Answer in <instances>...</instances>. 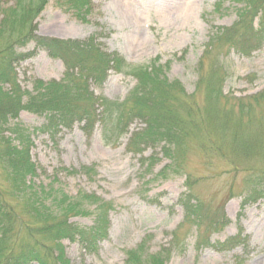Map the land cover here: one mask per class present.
<instances>
[{"label":"rangeland","instance_id":"1","mask_svg":"<svg viewBox=\"0 0 264 264\" xmlns=\"http://www.w3.org/2000/svg\"><path fill=\"white\" fill-rule=\"evenodd\" d=\"M13 2L0 0V18ZM258 8L249 0H85L81 8L47 0L31 18L39 35L62 39L94 35L107 53L117 52L131 66L164 65L162 77L169 82L179 80L188 94L195 91L201 75L216 72L224 78V94L248 97L264 89V44L243 55L219 36L222 29L238 21L239 13L251 16ZM19 50H34L16 66L23 93L31 91L36 80H59L67 71L62 60L35 48L33 41ZM135 85L132 74L116 69L109 70L98 84L89 81L95 95L116 101H124ZM195 99L206 109L209 136L199 133L203 142L188 143L181 167L160 146H146L138 152L127 149L130 133L145 125L139 118L129 123L127 133L111 142L103 140L98 124L89 135L75 122L51 136L41 128L45 115L25 109L5 125L9 128L18 121L31 133L29 154L37 173L31 182L35 186L60 189L71 197L93 194L114 205L108 213L107 237L96 253L77 242L60 241L70 264H124L126 252L141 245L143 257L161 253L163 264H264V199L245 202L259 181L247 185L246 162L230 164L210 144L221 143V149L231 153L233 145L239 144L232 132L245 144L252 137L263 138L262 146L252 144L242 157L263 167L264 107L249 106L248 99L245 107L233 102L227 123L225 115L211 114L206 107L211 104L203 94L197 93ZM220 121L225 125L219 126ZM3 136L17 142L11 130L4 128ZM188 177L193 179L192 195L207 212H223L221 224L206 228L184 221V208L178 200L187 192ZM69 221L88 227L95 216L77 215ZM176 231L178 238L174 239ZM232 237H237L238 244L232 240L226 244L230 248L219 247ZM204 239L208 244H202Z\"/></svg>","mask_w":264,"mask_h":264},{"label":"trees","instance_id":"2","mask_svg":"<svg viewBox=\"0 0 264 264\" xmlns=\"http://www.w3.org/2000/svg\"><path fill=\"white\" fill-rule=\"evenodd\" d=\"M61 1L78 8L85 2ZM249 1L259 6L258 11L255 9L257 12L253 15L250 13L251 16L239 13L238 21L222 29L219 36L230 48L243 55H249L251 50L264 44V0ZM46 2L14 0L2 11L0 18V264H29L33 261L38 264H70L60 242L62 239L77 242L84 250L96 253L99 243L107 237L108 213L114 208L111 202H105L93 194L82 193L71 197L60 189H46L31 182L37 175L29 154L33 145L31 133L18 121L9 128L5 127L10 119L17 118L21 109L44 114L46 121L41 128L51 136L58 128L69 129L75 122L80 123L83 132L89 135L98 124L103 140L107 142H111L112 138L118 140L127 133L129 123L139 118L145 125L130 133L127 149L138 152L146 146H160L164 152H172L167 156L181 167L188 143L195 139L203 142L199 133L209 136L206 131L209 127L206 109L198 106L195 99L197 93L207 98L211 105L206 107L211 114L225 115L227 123L232 118L233 102L245 107L244 100L248 99L249 106L264 107V89L248 97L226 95L222 91L224 78L216 72L201 75L195 91L188 94L179 80L169 82L162 77L164 65L151 63L142 67L131 66L117 52L107 53L94 35L85 39L39 35L31 16L40 12ZM256 16L258 26L253 25ZM30 41L50 57L62 60L67 71L59 80H36L32 90L23 93L17 81L16 66L25 57L34 54V50H19ZM111 69L132 74L136 78V85L124 101L97 96L90 89V80L98 84ZM229 102H232L231 105ZM237 108L238 112L242 111L240 106ZM237 121L245 122L241 119ZM221 125L225 124L221 122ZM4 128L15 133L16 143L9 137H1ZM231 136L234 142L239 143L233 145L231 153L228 150L224 152L221 143L216 141H210L211 147L230 164L246 162L247 185L259 181L251 188L245 202L264 199V187L261 185L264 183V166L252 165L242 158L251 150L252 144L262 146L263 138L252 137L248 139L250 143L245 144L235 132ZM186 187L187 192L178 200L184 208V221L206 228L221 224L223 212H207L200 200L192 195L191 177L187 178ZM88 214L95 216L91 226L69 221L70 217ZM173 238H178V231ZM232 240L234 245L238 244L237 237H232L219 247L230 248L226 244ZM202 244L208 243L204 239ZM163 263L161 253L143 257L141 245L126 252L124 264Z\"/></svg>","mask_w":264,"mask_h":264},{"label":"bare ground","instance_id":"3","mask_svg":"<svg viewBox=\"0 0 264 264\" xmlns=\"http://www.w3.org/2000/svg\"><path fill=\"white\" fill-rule=\"evenodd\" d=\"M124 17H126V15Z\"/></svg>","mask_w":264,"mask_h":264}]
</instances>
